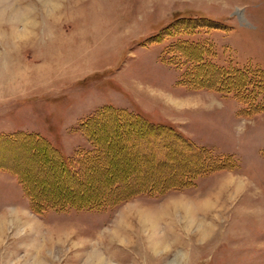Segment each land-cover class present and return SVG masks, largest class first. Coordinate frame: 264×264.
<instances>
[{"label": "rangeland", "instance_id": "obj_1", "mask_svg": "<svg viewBox=\"0 0 264 264\" xmlns=\"http://www.w3.org/2000/svg\"><path fill=\"white\" fill-rule=\"evenodd\" d=\"M192 45H211L214 65L245 69L239 95L255 108L179 85L184 69L192 81L217 77L181 56ZM256 70L264 72V0H0V135H38L75 164L93 148L81 121L112 106L234 158L232 169L174 188L181 171L204 162L169 137L142 141L138 126L116 133L100 121L102 155L84 180L64 176L40 148L34 158L28 142L0 143V264H264ZM165 154L173 159L160 163ZM18 177L41 202L125 200L37 214ZM150 187L160 193L129 198Z\"/></svg>", "mask_w": 264, "mask_h": 264}, {"label": "trees", "instance_id": "obj_2", "mask_svg": "<svg viewBox=\"0 0 264 264\" xmlns=\"http://www.w3.org/2000/svg\"><path fill=\"white\" fill-rule=\"evenodd\" d=\"M190 21V20H186ZM205 22L209 23V25H213L210 21ZM206 23V24H207ZM208 25V24H207ZM204 26V25H203ZM208 27V26H207ZM210 28V27H209ZM152 38L151 42H156V39ZM158 40V39H157ZM160 41V40H159ZM158 41V42H159ZM197 44V43H196ZM201 44V43H199ZM200 46V45H199ZM193 47V48H192ZM184 48V51L181 50V56L185 59H188L191 61L193 66H195L196 70L200 72H204L205 70L212 71L214 74L217 75L216 78H208V80L204 79L205 74L199 76L200 78H194L193 81L190 80L189 74L186 72V69L182 72L181 77L179 78V85L186 87L189 90H205L214 92L217 94H233V98L238 101L239 103L244 104L245 106H248V108H255L253 107V104H250L251 101H248L247 98L244 96H240L239 92H241L242 88L244 90V84H245V75L247 74L245 72V69H238V68H224L219 67L217 65L212 64L210 61L211 58L214 57L212 54V47L211 45H205L200 47H194V45ZM195 52L198 55L197 59H194L189 52ZM171 63V62H170ZM260 71V70H259ZM255 71V74L258 76V79L261 80V84L259 86H256V90L259 93L264 92V75L263 71L259 72ZM211 72V73H212ZM263 72V73H262ZM205 73V72H204ZM241 76L242 80L238 81V77ZM207 78V76L205 77ZM231 80H228V79ZM256 112V111H255ZM247 116V115H245ZM103 121L104 125L110 123L113 127V131L116 133H130V128L132 129V126H138L141 129H143V132H140L138 134L139 139L142 141H150L153 137V135H161V137H169L171 140H173L176 143H179L181 146L184 147V149L188 150L189 153H191L192 156H195L197 160L204 162L202 166H198L196 169L192 170H184L181 171L177 179L173 183L174 188H180L179 186L186 185L188 181L191 183L190 178L194 176L190 175H202L205 173H212L217 170L222 169H232V163L233 157L225 156V157H213L209 151L202 149L195 144L188 138L184 137L178 130H176L174 127L169 125H158L155 123H152L148 121L147 119L143 118L140 115L133 114L131 112H128L126 110L116 109L112 106H103L100 109L96 110L92 115L87 117L86 119H83L79 125V131L84 135L89 142L92 145V150L85 151L83 154L80 155V153L76 154L77 158L76 161L73 164L71 161L66 159L57 149H55L48 141H46L44 138L34 135V134H26L22 132L15 133L13 135H0V143H20V141L28 142L29 149H34L33 157L36 158L39 155V150L42 149V153L45 154L46 157L51 158L52 163L56 164L59 168L60 172L66 177H69L74 180H84L85 176L87 175V167L88 165L93 164V162L98 161L101 153V146L95 137V130L97 127V124L101 125V122ZM113 123L117 126L113 125ZM134 129L136 127H133ZM40 148V149H39ZM155 155V154H154ZM185 155V154H184ZM164 159L161 157L159 162H164L167 159H173L172 156H169L168 154L164 155ZM187 157V155H186ZM230 166V167H229ZM106 172V170H103V172ZM104 172V174H105ZM18 176V175H17ZM19 178V182L23 183V181ZM195 178V177H194ZM117 186V184H115ZM23 190L25 191L27 197L30 199L31 209L37 213L40 214L43 210L47 208L51 209H64L67 207H73L76 209H92V208H99L105 205H113L118 202H122L125 200L122 197H119V199H115L114 201H110L107 198H99L95 199L93 201H89L87 199L79 198L76 201H70V200H47L43 199V202L38 201L35 199L32 194L26 189L25 184H22ZM115 187V189H117ZM156 187H150V188H142L137 189L134 191L133 195H129V198H133L134 196L151 191L153 193H160L159 189Z\"/></svg>", "mask_w": 264, "mask_h": 264}, {"label": "bare ground", "instance_id": "obj_3", "mask_svg": "<svg viewBox=\"0 0 264 264\" xmlns=\"http://www.w3.org/2000/svg\"><path fill=\"white\" fill-rule=\"evenodd\" d=\"M18 16H19V17H22V15H21V16H20V15H18ZM31 23H32V22H31ZM30 25H31V24H29V22H27V25H26V27L28 28V27H30ZM227 185H228V183H227ZM227 185H226V186H227ZM3 221H4V224H3V226H5V227H6V224H5V223H6L8 220H6V219H5V220H3ZM10 221H11V220H10ZM11 222H13V221H11ZM16 224H17V223H16ZM11 225H12V224H11ZM3 226H2V227H3ZM2 227H1V228H2ZM155 247H156V245H155Z\"/></svg>", "mask_w": 264, "mask_h": 264}, {"label": "crops", "instance_id": "obj_4", "mask_svg": "<svg viewBox=\"0 0 264 264\" xmlns=\"http://www.w3.org/2000/svg\"><path fill=\"white\" fill-rule=\"evenodd\" d=\"M172 127H174V126H172ZM174 128H176V127H174ZM177 129V128H176ZM178 130V129H177ZM179 131V130H178Z\"/></svg>", "mask_w": 264, "mask_h": 264}]
</instances>
